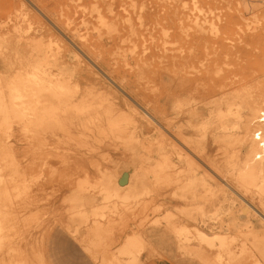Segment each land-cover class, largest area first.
Segmentation results:
<instances>
[{
    "label": "rangeland",
    "instance_id": "1",
    "mask_svg": "<svg viewBox=\"0 0 264 264\" xmlns=\"http://www.w3.org/2000/svg\"><path fill=\"white\" fill-rule=\"evenodd\" d=\"M13 1L0 0V38L5 37L6 46L35 39L37 50L34 61H17L14 55H7L15 52L12 47L0 48V119L7 116L9 120L0 124V213L5 216L1 215L4 221L0 224L4 228H0V264H118L117 259L124 264H206L187 252L176 233L182 225H192L178 213L180 206L190 204L180 199L183 191L179 193L178 188L185 185L186 176L179 172L184 170L186 174L193 162V167L200 165L199 172L207 174L205 179L216 186L215 200L208 204L213 211L211 219L209 214L207 217L211 224L200 227L209 234H222L228 242L225 248L202 245L205 251L212 257L223 256L224 261L216 264H264V156L260 146L264 144V123L259 115L264 109V0ZM4 21L10 26L17 22L20 29H8ZM64 24L70 28L69 34L64 32ZM38 26H44V30ZM58 45L68 48L67 63L80 79H95L97 87L102 80L129 99L111 81L124 79L141 97L160 101L157 116L165 131L149 120L154 123L152 131L149 128L138 135L139 140H133L141 146L135 143V150L124 149L125 139H117L112 133L129 126L128 110L127 116L118 112L108 120L103 109L106 101L96 97L74 112L85 116L83 124L75 127L80 131L73 129L79 134L84 128L82 137L76 133L78 137H71L73 140L69 137L61 141L56 128L37 124L26 127L19 115L22 107L13 105L12 100H37L36 91L28 90V85L49 78L44 72L54 69L49 54ZM32 67L39 69V81L28 80L34 77ZM179 76L182 81H177ZM12 86L21 92L17 98L10 95ZM231 93L237 109H220L213 103ZM189 100L197 101L188 105ZM166 102L167 108L163 106ZM177 103L181 109L174 107ZM257 108L262 109L255 111ZM222 114L227 116L222 119L225 122L220 119ZM163 133L170 142L160 137ZM158 146L162 149L159 152ZM204 147L205 152L201 151ZM136 169L148 176L145 191L137 201L119 202L115 211L113 205L105 206L100 211L103 216L92 215L91 211L85 219L79 216L91 208L86 202L91 182L98 184L110 178L128 189V178ZM87 178L91 180L89 186L78 191L77 180ZM75 230L79 231L75 234ZM132 235L143 238L140 250L136 257L121 255V246ZM92 240L94 247L87 244ZM72 243L75 253L69 261L68 246ZM190 243L201 245L195 236Z\"/></svg>",
    "mask_w": 264,
    "mask_h": 264
},
{
    "label": "bare ground",
    "instance_id": "2",
    "mask_svg": "<svg viewBox=\"0 0 264 264\" xmlns=\"http://www.w3.org/2000/svg\"><path fill=\"white\" fill-rule=\"evenodd\" d=\"M13 1V0H12ZM2 2V1H1ZM14 2V1H13ZM25 2V1H24ZM29 2V1H28ZM37 2V1H36ZM40 2V0H39ZM165 2V1H164ZM177 2V1H175ZM161 3V2H160ZM249 3V2H248ZM3 4V3H1ZM38 4V2H37ZM176 4V3H174ZM179 4V3H177ZM176 4V5H177ZM181 4V3H180ZM41 6V4H40ZM178 6V5H177ZM35 7V6H34ZM42 7V6H41ZM172 7V6H171ZM2 8V7H1ZM22 8V6L20 7ZM28 9V8H27ZM176 9V8H175ZM208 9V8H207ZM15 10V9H14ZM47 10V8H46ZM153 10V9H152ZM202 10V9H201ZM200 10V11H201ZM210 10V9H208ZM133 11H134V8H133ZM149 11V10H148ZM154 11V10H153ZM10 12V11H9ZM12 12V11H11ZM15 12V11H14ZM39 13V12H38ZM41 13V12H40ZM47 13L49 14V11L47 10ZM143 13V12H142ZM141 13V14H142ZM5 14V13H4ZM27 13H24V17L27 18L26 16ZM43 14V13H42ZM206 14V13H205ZM6 15V14H5ZM52 15V14H51ZM50 15V17H51ZM3 16V15H2ZM142 16V15H141ZM23 17V18H24ZM46 17V16H45ZM4 18V17H3ZM8 18V16H7ZM26 20V22L29 20ZM55 18V17H54ZM207 18V17H206ZM5 19V18H4ZM9 19V18H8ZM57 19V18H56ZM220 19V18H219ZM24 20V21H25ZM8 21V20H7ZM7 21H4V23L7 24ZM44 21V20H43ZM145 21V20H144ZM23 22V21H22ZM57 22V21H56ZM199 22V21H198ZM205 22V21H204ZM29 23V22H28ZM26 23V25L28 24ZM38 23V22H36ZM46 23V22H45ZM143 23V21H142ZM47 24V23H46ZM53 24V23H52ZM5 25V24H4ZM8 26V29H12L13 31L14 30H19L20 29V24L15 22L13 25L8 23L7 24ZM23 25V24H22ZM30 25V24H29ZM28 25V26H29ZM36 25V24H35ZM39 25V23H38ZM27 26V27H28ZM49 26V25H48ZM47 26V27H48ZM64 32H70V28L64 24ZM209 26V25H208ZM7 27H4L5 29H7ZM30 27V26H29ZM28 27V29H29ZM32 27V26H31ZM37 27V25H36ZM39 27V26H38ZM210 27V26H209ZM214 27V26H213ZM3 28V27H2ZM3 28V29H4ZM24 28V27H23ZM39 28H44L43 27H39ZM51 28V27H50ZM133 28V27H132ZM27 29V31H28ZM209 29V28H208ZM211 29V28H210ZM38 30V29H37ZM40 30V29H39ZM36 31L37 33L39 32ZM44 30V29H43ZM59 30V29H58ZM135 30V29H134ZM204 30V29H203ZM216 30V29H215ZM31 31V29H30ZM29 31V32H30ZM132 31V30H131ZM182 31V30H181ZM185 31V30H184ZM209 31V30H208ZM207 31V32H208ZM41 32V31H40ZM216 33V31H215ZM69 34V33H68ZM76 36V33L74 34ZM217 35V34H216ZM165 36V35H164ZM215 37V36H214ZM132 38V37H131ZM130 38V39H131ZM169 39V38H168ZM35 39H31L29 41V43L27 44H13L12 46H6V40H5V37H1L0 38V48L4 46V48H7V47H12L15 52L12 54L10 53H7L8 57H10L11 55H14L16 57V59H18L17 61H34V57H35V52L37 50V45H35V43L33 42ZM48 43V42H47ZM67 43V42H66ZM51 45V44H50ZM135 45V44H134ZM56 46V45H55ZM172 47V46H171ZM26 50V51H25ZM66 50H68L67 47L65 46H60L58 45V47L53 50L50 54H49V58L51 61H53V65H54V69L53 70H49L48 72L45 71L44 74L48 75L49 78L48 79H45L42 81L41 84H38L37 82H35L34 84H29L28 86V90H35L36 92L34 94H36V97H37V100L33 101V102H25L23 103V101L21 100L20 102H16V100H12V104L15 105L18 103V105H20L22 107V111L20 112L21 114V121L24 123V125L26 127H30L32 125H42L43 126H48V127H52V128H56L58 133V137L60 138V140L62 141L63 139H67L70 137H73V139L75 138L74 136L76 135L77 136V132L80 131L78 130L77 131V127L76 126H79L80 124H83L84 122V119H85V116L83 115H77V113H74L75 111H81L82 110V105L83 104H86L87 102L90 101V99L92 98H99L101 100H104L106 101L105 104H103V109L104 110V113H105V116L106 118L109 120L110 118H113V115H116L118 112H122V113H125L127 110V112H129L127 118L129 120V126L127 127H122L120 129H118L116 132H113L112 133V136L113 137H116L117 139H125V141L123 142V144L125 143V148L124 149H128V150H135V143L133 140L136 139L137 137L139 138V134L141 133H144L145 131L149 130L150 128V131H152V129L154 128V126L151 124L150 121H154L155 122V126L156 124L158 125V127L160 126L161 128V131H165L164 127H163V124L161 122V120L159 119V116H157V110H160L161 109V105L162 103L159 101V102H156L154 100H151L145 96H142L141 97V94L137 91V88H135V86H131L129 85V83H125V80H121L120 82H116V79L112 78L111 81H113V83L115 82L119 87L120 89L122 88V90L124 91V93L128 94L127 96H129L130 98V101H132L134 104H130V101L129 99L127 98H124L123 96H121L120 94H118L117 92L114 91V89L111 87V85L107 84L106 82L102 81V80H99V87L96 86V83H95V79H87L86 77L87 76H84V77H79L78 72L76 73L75 70H71L69 68V65L67 63V61H69L70 59L68 58V54L66 53ZM40 51V50H39ZM172 53V52H171ZM79 57V56H78ZM120 57V56H119ZM77 58V57H76ZM80 60V59H79ZM12 61V60H11ZM49 61V60H48ZM21 64L23 62H20ZM71 63V62H70ZM79 64V63H78ZM26 65H29V64H26ZM145 65V64H144ZM31 66V65H30ZM80 66V65H79ZM114 67V66H113ZM137 67V66H135ZM144 67V66H143ZM147 68V66H145ZM149 67V66H148ZM143 70V69H141ZM140 70V71H141ZM44 71V70H43ZM85 71V70H84ZM139 72V71H138ZM166 73H168L166 70H165ZM85 73V72H84ZM142 73V72H140ZM181 73V72H180ZM32 74H33V78H28V80H34V81H39L38 78H36L39 74H40V71L38 68H34L32 67ZM170 74V73H168ZM153 75V74H152ZM174 74H172L173 76ZM139 77V76H138ZM148 78V77H147ZM180 76L178 77L177 81L181 80ZM174 79V78H173ZM184 79V78H183ZM86 81V83H84ZM182 81V80H181ZM131 82V81H130ZM163 83H165V80H162ZM185 82V81H183ZM187 82V81H186ZM180 84V82H179ZM185 84V83H184ZM183 84V85H184ZM188 84V83H186ZM35 85V86H33ZM116 85V86H117ZM175 85V83H174ZM174 88H176V86H174ZM84 86V87H83ZM139 86V85H138ZM178 86V85H177ZM187 86V85H186ZM36 87V88H35ZM181 87V86H180ZM168 88V87H167ZM173 88V89H174ZM171 89V88H170ZM185 89V88H184ZM10 90H11V93L10 95L17 98L18 96L17 95H21L18 91V89H16L14 86L10 87ZM177 90V89H176ZM241 90V89H240ZM122 91V92H123ZM153 91V90H152ZM38 92V93H37ZM159 92V91H158ZM196 92V89L195 91H193L192 93H195ZM234 92V91H233ZM238 94V93H237ZM195 95V94H194ZM20 97V96H19ZM237 98V96H236ZM240 100V98H239ZM197 101V100H196ZM196 101H192V100H189V103H187L188 105H190L192 102H196ZM212 101V100H211ZM236 100H235V95H233L232 93L231 94H228V95H222L220 96L219 98H216V100L213 101V103H215V105L217 107H219L220 109H224V108H229L231 111H233L234 109H237V106L235 104ZM192 103V104H193ZM242 103V102H241ZM168 102H166L163 106H165V108H167ZM179 106H178V105ZM174 107H179L180 108V105L179 103H177ZM196 104V103H194ZM193 104V105H194ZM198 104V103H197ZM96 105V104H94ZM132 105V106H131ZM192 105V106H193ZM201 105V104H200ZM243 105V103H242ZM124 106V107H122ZM191 106V107H192ZM203 106V105H202ZM212 106V105H211ZM216 106H213V107H216ZM259 106V105H258ZM138 107L139 110L141 109L142 110V113L136 108ZM206 107V106H205ZM204 107V109H205ZM212 107V108H213ZM260 107V106H259ZM164 108V110H165ZM203 108V107H202ZM209 108V107H208ZM85 109V108H84ZM122 109H125V110H122ZM131 109V110H129ZM181 109V108H180ZM211 109V108H210ZM215 109V108H214ZM258 109H262V108H257V110L255 111H258ZM168 110V109H166ZM165 110V111H166ZM176 110V109H174ZM195 110V108H194ZM207 110V108H206ZM264 109H262L261 111L263 112ZM180 111V110H179ZM196 111V110H195ZM193 111V112H195ZM199 111L200 108H199ZM214 111V110H213ZM216 111V114H217V109H215ZM219 112L221 110H218ZM226 111V109H225ZM254 111V112H255ZM260 111V110H259ZM260 111V112H261ZM206 112V111H204ZM209 112V111H208ZM211 112V110H210ZM237 112V111H236ZM240 112V109L238 111V113ZM253 112V113H254ZM261 112V113H262ZM197 113V112H196ZM202 113V112H201ZM200 112L198 113L199 116L201 114ZM214 113V112H213ZM221 113V112H220ZM238 113H235V114H238ZM121 114V113H120ZM207 114V113H206ZM241 114V113H240ZM189 115V114H188ZM205 115V114H204ZM203 115V116H204ZM221 115V114H219ZM223 115V114H222ZM260 115V114H259ZM121 116V115H119ZM197 116V115H195ZM198 116V117H199ZM217 116V115H216ZM258 116V115H257ZM7 116H3L2 119H0V124H4V123H8V119L6 118ZM183 117V115H182ZM181 117V118H182ZM201 117V116H200ZM214 117V115L212 116ZM219 117V116H218ZM227 119V116L223 115L222 118L220 117V119ZM238 116L236 115V118ZM115 118V117H114ZM205 118V117H204ZM215 118V117H214ZM260 118V117H259ZM124 119V118H123ZM126 119V118H125ZM180 119V118H179ZM187 118H185L186 120ZM197 119L198 121V118L196 117L195 120ZM202 119V118H201ZM211 119V118H210ZM257 119V118H256ZM116 120V119H115ZM150 120V121H149ZM181 120V119H180ZM195 120H194V123H195ZM200 120V119H199ZM220 120V122H221ZM253 120V119H252ZM255 120V119H254ZM261 120V119H260ZM126 121V120H125ZM196 121V122H197ZM202 121V120H201ZM224 121V120H222ZM228 121L229 118H228ZM116 122V121H114ZM178 122V121H177ZM189 122V120H188ZM192 121H190L189 123H191ZM212 122V121H211ZM225 122V121H224ZM231 122V121H230ZM199 123V122H198ZM197 123V124H198ZM202 123V122H200ZM199 123V124H200ZM222 123V122H221ZM234 123V122H233ZM231 123V124H233ZM117 124V123H116ZM168 124V123H167ZM187 124V123H186ZM209 124V123H208ZM229 125V126H232V125ZM234 124H237V123H234ZM165 125H166V122H165ZM169 125V124H168ZM166 125V126H168ZM189 126L191 124H188ZM194 125V124H193ZM45 126V127H46ZM109 126V125H108ZM222 126H223V123H222ZM228 125L224 127H229ZM1 127V126H0ZM76 127V128H75ZM75 128L74 131H77V132H74L73 129ZM230 128V127H229ZM163 129V130H162ZM160 130V129H159ZM84 128H83V133H79L80 136L81 135H85L84 133ZM157 132H158V129H157ZM157 132H155L157 134ZM184 132V131H183ZM183 132L179 131L178 133L179 134H182ZM204 132V131H203ZM77 133V134H76ZM160 133V131L158 132ZM201 132H199L197 135L200 136ZM216 133V132H215ZM78 134V135H79ZM161 134V133H160ZM166 134V132H165ZM170 134V133H169ZM173 134V132L171 133ZM195 134V133H194ZM203 134V133H202ZM214 134V133H213ZM238 134V133H237ZM151 136L153 134H150ZM167 135V134H166ZM164 135V133L160 136L158 134V136H160L162 139H165L166 141L168 140L167 136ZM174 135H175V132H174ZM173 135V136H174ZM3 136V135H2ZM141 136V135H140ZM157 136V137H158ZM82 137V136H81ZM87 138L88 135L86 134ZM143 137V136H142ZM153 138L154 135L152 136ZM156 137V138H157ZM210 137V136H208ZM244 137V135H243ZM137 138V139H138ZM152 138V140H153ZM171 138V137H170ZM3 139V137H2ZM71 139V140H73ZM84 139V138H83ZM82 139V140H83ZM148 139V138H147ZM172 139V138H171ZM184 139V137H183ZM195 139V138H193ZM212 139V138H210ZM59 140V139H58ZM81 140V138L79 139ZM139 140V139H138ZM149 140V139H148ZM182 140V139H181ZM206 140V139H205ZM154 142H156V140L154 139L153 140ZM170 142V139L168 140ZM197 141V140H196ZM59 142V141H58ZM75 142V141H74ZM80 142V141H79ZM78 142V143H79ZM181 142V141H180ZM179 142V143H180ZM207 142V141H206ZM3 143V142H2ZM1 143V145H2ZM61 143V142H60ZM65 143V142H64ZM67 143V142H66ZM87 143V142H86ZM139 145H140V142H137ZM136 143V144H137ZM166 143V142H164ZM173 143V142H172ZM80 144V143H79ZM82 144V143H81ZM85 144V143H84ZM88 144V143H87ZM167 144V143H166ZM177 144V143H176ZM66 145V144H65ZM138 145V146H139ZM150 145V144H149ZM181 145V144H180ZM141 146V145H140ZM139 146V147H140ZM160 146H164V145H160ZM158 146L159 149H156V151L158 150H162L161 147ZM199 146V144H198ZM205 146V145H204ZM6 147V146H5ZM151 147V146H150ZM153 147V146H152ZM156 147V146H154ZM153 147V148H154ZM166 147V146H165ZM172 147V146H171ZM176 147V146H175ZM201 147H203L201 145ZM142 148V147H141ZM185 148V147H184ZM205 148V147H204ZM145 149V148H144ZM195 150V149H194ZM145 153L144 150H141L140 153ZM164 151V150H163ZM203 152L206 151V148L205 150H201ZM2 152V151H1ZM159 152V151H158ZM161 152V151H160ZM152 153H153V150H152ZM196 153V151L194 152ZM201 153V152H200ZM208 153V152H206ZM187 154V153H186ZM185 155V154H184ZM2 156V155H1ZM148 156V155H147ZM187 156H189L187 154ZM207 157V155H206ZM210 157V156H209ZM200 158V157H199ZM263 158H261L262 160ZM192 160V159H191ZM201 160V159H200ZM206 160V159H205ZM264 160V159H263ZM207 161V160H206ZM210 160H208L209 162ZM191 162V161H190ZM204 162V161H203ZM195 164V162H193ZM190 165L191 163H189V165L191 166V168L187 167L189 169H187V172L190 174H192L193 177H188V174L186 172H184V170H182V168L180 170H178L179 172V175H183L182 172L184 173V175H186L184 177V183L185 185L182 186V183L180 186L182 187H179L178 190H179V193H181L180 191H183L181 193V197L180 196V199L181 200H186V201H190V204H184L182 206L179 207L178 209V213L179 215H181L183 218H185L186 221H189L191 222L190 224L192 225H182L181 227L177 228V234L179 236V240L182 242V245L183 247L187 250V252H190L192 256L194 257H197L199 258L200 260L204 261L206 264H216V262H223L224 259H223V256L220 254L218 255L217 257H212L210 253L206 252L205 251V248L202 246V245H205V246H208V247H214V246H221V247H227L228 245V242L225 238V236H223L222 234H209L207 233L205 230L201 229L200 225H203L205 223H209L211 224L209 221H207V217L210 215V218L211 219V214L213 215V211L211 212V210H209V207H208V204H210L211 202H213L215 200V188L216 186H212L211 184L213 183V181L209 180V182L211 181L212 183L210 184L206 179L205 177L207 176V174L204 175L202 174V172L200 173L199 172V169L200 168L198 165L193 167V164ZM208 164V163H207ZM213 164V163H212ZM161 165V164H160ZM163 165V164H162ZM165 165V163H164ZM163 165V166H164ZM197 165V164H196ZM133 166V165H132ZM138 166V165H137ZM210 166V165H208ZM207 166V167H208ZM215 166V165H214ZM129 167H127L128 169ZM205 168V167H204ZM213 168V166H212ZM216 168V167H215ZM162 169V166L160 168V170ZM210 169V168H209ZM102 170V169H101ZM104 170V169H103ZM129 170H132L129 168ZM133 170H134V167H133ZM164 171V167L162 169ZM168 170V168L166 169ZM205 170V169H204ZM207 170V169H206ZM38 171V170H37ZM104 171H107V170H104ZM186 171V169H185ZM109 172V171H108ZM117 172V171H116ZM123 172V171H122ZM131 172V171H130ZM177 172V173H178ZM206 172V171H205ZM132 174L130 175V178H128V180H130L129 182V186H128V189L127 188H124V186L120 183L117 182V180H114V179H110L108 178L107 180H103L101 182H99L98 184L96 183H92L90 179H79L77 180V185H76V189L78 191H83L87 188V186H89L88 184L90 183L91 184V190H90V196L86 199L87 201V204H90L89 206L91 207L90 210L87 209V212L83 211L80 213V217L81 218H87L89 214V212L91 211L92 215H99V216H103V213H101L100 211L102 210L103 207L105 206H108L110 207V205H113L111 206L112 210L115 211L117 209V203L119 202H130V201H137V199H139V197L141 196L142 193H144L145 191V184L147 183V175H145L143 172L141 171H134V172H131ZM148 174V173H147ZM210 174V173H209ZM178 175V174H177ZM180 178H183L181 176H179ZM217 175V174H216ZM212 176V175H211ZM218 176V175H217ZM222 176V175H221ZM246 176V175H245ZM253 177H255V174L252 175ZM244 177V176H243ZM242 177V178H243ZM249 177V176H248ZM180 178H178L179 180H181ZM211 178L214 179V177L212 176ZM222 178V177H220ZM224 178V177H223ZM222 178V179H223ZM177 179V180H178ZM225 179V178H224ZM223 179V180H224ZM241 179V178H240ZM239 179V180H240ZM248 179V178H247ZM215 180V179H214ZM238 180V179H237ZM250 180V178H249ZM253 180V179H252ZM1 181V180H0ZM183 181V180H182ZM242 181V180H240ZM43 182V181H42ZM217 183L218 180L216 181ZM225 182V180H224ZM222 183V182H221ZM219 183V184H221ZM128 184V183H127ZM246 184V183H245ZM95 185V186H94ZM222 185V184H221ZM123 186V187H122ZM151 187V186H150ZM184 187V189H183ZM205 189H204V188ZM183 190H182V189ZM204 191L202 192H198L196 191L197 189H201ZM218 189V188H217ZM41 190V188H40ZM263 192H264V185L261 189ZM177 192V191H176ZM177 194V193H176ZM178 195V194H177ZM42 197V196H41ZM243 198V197H242ZM224 200V199H223ZM226 200V199H225ZM224 200V201H225ZM187 202V203H188ZM22 203V202H21ZM224 203V202H223ZM248 205L252 206L251 203L249 202H246ZM25 204V203H24ZM35 204V203H34ZM98 204V205H97ZM97 205V206H96ZM191 207H188L190 206ZM207 205V206H206ZM224 204H222L223 206ZM2 206V205H1ZM30 206V205H29ZM210 206V205H209ZM264 206V205H262ZM208 207V211H210V213L207 212V208ZM219 207V205H218ZM217 208V207H216ZM210 209H213V208H210ZM215 209V208H214ZM223 209V207L221 208V210ZM24 210V209H23ZM27 210V209H25ZM24 210V211H25ZM216 210V209H215ZM224 210V209H223ZM225 211V210H224ZM99 212V213H98ZM216 212V211H215ZM218 212V211H217ZM259 212V211H258ZM219 213V212H218ZM223 213V212H222ZM228 213V211H227ZM260 213V212H259ZM171 214V213H169ZM168 214V215H169ZM209 214V215H208ZM221 214V213H220ZM262 214V213H260ZM4 214L0 213V216ZM20 215V214H18ZM224 215V214H222ZM173 216V215H172ZM219 216V215H216V217ZM5 217V216H4ZM26 217V216H25ZM214 217V216H212ZM264 217V216H263ZM2 218V216H1ZM161 218V217H160ZM169 218H172V217H169ZM222 218V217H221ZM224 218V217H223ZM3 219V220H2ZM0 220V224L1 222L4 221V218H2ZM31 219V218H29ZM166 219V218H165ZM215 219V217H214ZM27 222V221H26ZM32 222V220H31ZM35 222V221H34ZM33 222V223H34ZM216 222V221H215ZM98 223V222H97ZM194 223V224H193ZM25 224V223H24ZM2 225V224H1ZM28 225V224H27ZM95 225V224H94ZM102 225V224H101ZM100 225V226H101ZM171 225V224H170ZM173 225V224H172ZM229 225V224H228ZM99 226V224H98ZM212 226V225H211ZM1 228V227H0ZM25 228V227H24ZM31 228V227H30ZM99 228V227H97ZM4 230V228L2 227L1 230ZM77 230V229H76ZM76 230L74 231V233L76 232ZM104 230V229H103ZM30 231V230H29ZM79 231V230H78ZM77 231V232H78ZM97 231V230H96ZM100 231V230H99ZM3 232V231H1ZM76 232V233H77ZM101 232V231H100ZM75 233V234H76ZM2 234V233H1ZM25 235V234H23ZM193 236H195L196 238H198V240L200 241L201 245H193L192 243H190V241L193 239ZM214 236V237H213ZM2 237V236H1ZM0 237V239H2ZM20 237V236H19ZM82 240L84 239L83 237L81 238ZM87 239V238H85ZM94 239V238H93ZM216 239L219 240V242L217 241L216 242ZM89 240V239H88ZM197 240V239H196ZM1 241V240H0ZM24 241V240H23ZM26 241V240H25ZM24 241V242H25ZM127 241V240H126ZM179 241V242H180ZM84 242V241H83ZM90 242H91V238H90ZM198 242V241H197ZM15 243V242H14ZM101 243V242H100ZM126 243V242H125ZM143 243V238H141V236H136L135 235L131 238L128 239L127 243L124 244L121 249V255L122 254H126V255H133L134 257H136V251H139L140 248H141V244ZM12 244H13V241H12ZM87 244H90L88 246L91 247V244H93V247L95 246V244L93 243V240H92V243H87ZM98 244V243H97ZM85 245V243H84ZM99 245V244H98ZM151 246V245H150ZM92 247V248H93ZM97 247V246H96ZM100 248V247H99ZM183 249V250H185ZM221 249V248H220ZM98 250V249H97ZM93 251V249L91 250ZM90 251V252H91ZM96 251V250H95ZM94 252V251H93ZM92 252V253H93ZM154 252V251H153ZM98 253V252H97ZM120 253V252H119ZM91 254V253H90ZM95 254V253H94ZM219 254V253H218ZM120 255V254H119ZM216 255V254H215ZM97 256V255H96ZM118 256V255H117ZM138 256V255H137ZM93 257V255H92ZM107 257V256H106ZM121 257V256H120ZM115 258V257H114ZM214 258V259H212ZM28 259V258H27ZM129 259V258H128ZM138 259V258H137ZM131 260V259H130ZM101 261H105V260H101ZM100 261V262H101ZM118 262V264H124L121 259H117L116 260ZM114 262V261H113ZM102 263V262H101ZM106 264V262H104ZM103 263V264H104ZM130 263V261L128 262ZM225 263V262H224ZM17 264H26L25 262H19ZM114 264V263H112ZM117 264V263H116ZM131 264V263H130Z\"/></svg>",
    "mask_w": 264,
    "mask_h": 264
},
{
    "label": "crops",
    "instance_id": "3",
    "mask_svg": "<svg viewBox=\"0 0 264 264\" xmlns=\"http://www.w3.org/2000/svg\"><path fill=\"white\" fill-rule=\"evenodd\" d=\"M260 216H262L260 214ZM263 217V216H262ZM264 218V217H263ZM133 236V235H132ZM75 253V245L74 243L70 244L68 246V257H69V261H71V256ZM75 256V255H74ZM155 264H170V263H167L166 261H156Z\"/></svg>",
    "mask_w": 264,
    "mask_h": 264
},
{
    "label": "built area",
    "instance_id": "4",
    "mask_svg": "<svg viewBox=\"0 0 264 264\" xmlns=\"http://www.w3.org/2000/svg\"><path fill=\"white\" fill-rule=\"evenodd\" d=\"M260 115H261V122L264 123V112L260 113ZM260 146H261V154H262V156H264V144L261 142Z\"/></svg>",
    "mask_w": 264,
    "mask_h": 264
}]
</instances>
